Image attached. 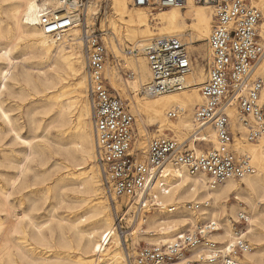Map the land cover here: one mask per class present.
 I'll return each instance as SVG.
<instances>
[{
    "label": "bare ground",
    "instance_id": "bare-ground-1",
    "mask_svg": "<svg viewBox=\"0 0 264 264\" xmlns=\"http://www.w3.org/2000/svg\"><path fill=\"white\" fill-rule=\"evenodd\" d=\"M92 1L85 7L88 27L98 11V2ZM128 3L129 0H110L113 15L108 20L111 29L105 30V34L110 32L113 38L107 39L108 51L114 58H117L119 51L122 52V64L129 70L128 78L124 80L125 87L119 83L120 76L114 60L106 59L104 76L114 89H126L132 93L128 103L135 115L137 131L143 137L137 146L144 149L147 127L155 125V132H160L158 135L174 136L178 140L194 136L204 140L206 149L211 147L215 142L213 130L205 126L198 134H193L197 127L193 112L191 115V110L201 102L199 88L204 76L203 68L192 66L191 60L184 89L150 95L143 92L150 80V70L145 56L140 54L145 52L153 37L176 35L184 37L187 48L196 52L193 60L198 62L200 56L195 44L208 38L214 16L213 3L210 0L202 3L187 0L184 8L171 6L156 13L151 11L150 6L129 7ZM249 3L261 6L264 11L262 0H249ZM63 4L64 0H0V41L3 44L0 61L5 62L0 68V91L8 87L9 81L24 82L32 85L36 93L45 96V113L55 109L51 123L60 128L62 139L68 137L69 142L64 144L69 146L64 149L63 177L75 186V196L67 217H56V222L38 220L41 218L38 211L42 197L33 196L35 191L32 187L42 184L43 180L37 184L36 175L33 174V179L28 180L26 174L30 170L28 162L42 150L33 141L39 135L32 138L20 135L8 108L0 99V120L8 132L13 133L14 141L24 148L19 160L16 156L3 155L0 158V163L6 160L15 168L12 174L0 172V264H128L112 209L108 207L105 195L101 194L99 170L92 164L95 160L93 128L89 120L80 23H75L58 38L44 34L38 26L41 11L48 8L58 11ZM149 13L153 15L151 18ZM257 32L262 38L264 15L257 25ZM120 42L131 45L128 52H134L133 56L123 53ZM14 48L33 59L28 66L35 69L36 74L28 69H22L19 73L13 71L15 62L11 54ZM260 61L256 71L264 73V61ZM47 92L49 94H45ZM139 93L144 94L140 96ZM172 109L178 110L177 116L167 121L166 114ZM183 111L185 114L180 116ZM227 113L232 146L237 154L249 158L256 172L240 179L229 178L210 187L204 173L189 174L181 165L167 164L153 181L151 193L155 210L146 215L144 224L142 216H139L125 238L129 236L134 242L143 238L148 243L164 244L185 228H191L208 217L223 224L224 231L213 235L214 239L223 241L231 237L227 211L233 214L245 209L241 207L244 200L250 206L247 232L258 247L254 252L244 253L240 261L241 264H264V247L260 243L263 239L262 219L258 209V204L264 198V139H247L234 103L229 105ZM29 121L34 129L41 126V122L32 117ZM163 127L170 128L174 135L161 134ZM194 150L203 151L201 147ZM43 190L40 189L41 192ZM231 192L238 201L226 208L224 202ZM208 200L211 202L209 207L201 206L199 210L185 207L186 202L202 204ZM78 209L80 211L76 212Z\"/></svg>",
    "mask_w": 264,
    "mask_h": 264
},
{
    "label": "built area",
    "instance_id": "built-area-1",
    "mask_svg": "<svg viewBox=\"0 0 264 264\" xmlns=\"http://www.w3.org/2000/svg\"><path fill=\"white\" fill-rule=\"evenodd\" d=\"M192 1L202 3L208 0ZM210 1L214 5V16L206 39L208 54L205 78L199 88L201 102L193 110L197 127L193 134L210 126L215 142L201 152H196L189 142H200L201 146L203 139L191 136L178 140L163 135L149 139L142 157L131 151L134 116L125 100L109 87L104 76L108 54L103 33L88 27L85 19V7L90 0H64L58 11L48 8L38 16L42 32L55 38L80 23L95 160L104 193L114 207L116 230L123 238L127 231L121 230L122 222L127 215L131 226L139 216L144 224L146 215L155 206L151 193L153 181L169 163L183 166L189 174L204 173L210 187L229 178L240 179L256 172L249 158L237 154L232 146L227 108L235 104L249 141L264 139V99H261L264 73L256 72L257 64L264 57V42L257 32L262 12L247 0ZM186 2L129 0L128 5L150 6L156 10L171 6L184 8ZM143 55L150 70L144 93L157 95L185 88L191 57L179 36L154 37ZM177 111L169 110L166 117L175 119ZM209 201L202 204L186 202L185 207L199 210L201 206L209 207ZM117 202L124 207L123 211H117ZM249 216L248 212L241 210L235 218L230 217L231 237L223 241L213 237L224 231L223 224L208 217L191 228H185L164 244L136 245L128 251L124 239L127 263L241 264L240 257L252 249L247 238Z\"/></svg>",
    "mask_w": 264,
    "mask_h": 264
},
{
    "label": "rangeland",
    "instance_id": "rangeland-1",
    "mask_svg": "<svg viewBox=\"0 0 264 264\" xmlns=\"http://www.w3.org/2000/svg\"><path fill=\"white\" fill-rule=\"evenodd\" d=\"M92 1V0H91ZM98 2V14L96 18H92L91 22L89 23L92 28L95 30H101L103 33V40L105 42V46H107V39L112 38V34L109 32V34H105V30L110 31V23H109V16L112 14V10L110 8V0H93ZM92 1V3H94ZM249 2V0H247ZM251 1V0H250ZM262 4L264 5V0H262ZM133 7V6H129ZM258 9L261 10L262 12V17L264 15V11L262 10L261 6H256ZM165 8H163L164 10ZM162 9H156V10H151L153 13L159 12ZM113 15V14H112ZM153 15L149 13V17L151 18ZM89 18V17H88ZM117 22V21H116ZM79 28V27H78ZM79 36H80V28H79ZM183 42H185V39L183 36H179ZM262 37V36H261ZM154 38V37H153ZM152 38V39H153ZM263 38V39H262ZM261 41L264 42V35L262 37ZM151 39V40H152ZM196 47L199 50L198 55L200 58L198 59V62H195L194 57H195V51H192L187 48L189 55L191 57V60L193 61L192 66L195 67H201L204 70V76L201 81V83L204 81L205 78V67H206V61H207V41H202L200 43L195 44ZM131 45L127 46V42L125 44L119 43V47L123 50V53L127 56H131L132 53L128 52V48ZM3 47L2 41H0V48ZM187 47V45H186ZM107 54H108V60H114L115 66L118 68V74L120 76L119 83L124 86V80L128 78L129 75V70L122 64V52L117 53V58L113 57V54L108 51V47H106ZM142 53V52H141ZM81 54L82 58L84 61V55H83V45H81ZM140 55H143L140 54ZM12 59L13 62H15V68L14 72L19 73L21 72L22 69H28L32 73L36 74L35 69H31L28 65L29 63L33 62V59L28 58L27 55H22L21 52L19 51L18 48H14L12 51ZM133 56V55H132ZM263 59L260 61L263 62ZM5 65V62L0 61V68H2ZM259 65V64H258ZM258 67V66H257ZM46 69V68H44ZM84 72H85V61H84ZM258 72V71H256ZM86 76V73H85ZM87 82V79H86ZM109 87L118 93V95L125 100L126 104L128 105L129 111L133 114L134 116V124H133V131H134V143L132 144V150L137 153V155L142 157V155L146 152L144 149H146V145L149 141V139L153 136H159L160 132H155L156 126H148L147 127V132H146V140H145V147L144 149H141L137 146V143L140 142L143 137H141V134L137 131L136 127V119L133 111L131 110L129 106V98L132 95V93L128 92L126 89L123 90H116L114 89L109 81L107 80ZM87 89V88H86ZM88 93V90H86V94ZM49 94V92L45 93ZM140 94V93H139ZM144 93H141L140 96H142ZM88 96V94H87ZM44 98L45 96L42 95V93H36L33 90L32 85H26L24 82L16 83L13 81L8 82V87L0 91V99L3 101V104L6 108H8V113L11 116L13 123L17 128H19V133L20 135L26 137V138H32L35 135H39L36 138L33 139L34 143L36 142L38 147H41L42 150L39 151V154L37 153L33 159L28 162V165L30 167V170H28L26 176L28 180H32L34 175L37 176V184L38 181L40 182L43 180L42 184L35 185L33 186V190L35 191L33 196L35 197H42L41 204L40 205V210L38 211L39 216L41 217L38 220H45V219H50L52 222H56L55 220L57 219L56 217H67L71 209L69 206L72 205L73 197L75 196V186L70 183V180L68 178H64V172L65 169L62 168L63 165L65 164V153L64 149L68 147L69 145H64L65 143H68V137L63 138L59 134L60 128L55 125V123H51V118L53 117V112L54 108H52L51 111L45 113V107H43L44 103ZM263 99V98H262ZM200 98L195 101L198 102ZM9 102V103H8ZM168 109V108H167ZM166 111V109H165ZM193 110H191V115H192ZM185 114V111L180 114V116H183ZM30 117L34 118L36 121L41 122V126H39L37 129H34V126L31 125L29 119ZM168 119V118H167ZM44 120V121H43ZM89 120H90V108H89ZM91 121V120H90ZM169 121V119L167 120ZM172 121V120H171ZM169 123V122H168ZM47 125L45 128L44 126ZM0 158H3V155L5 156H16L17 160H19L23 153H24V148L22 145L16 143L13 139V133L8 132L6 127L2 124L0 120ZM5 128V130H4ZM170 128L168 127H163V130L161 131V134H167V135H174V132L172 130H169ZM192 130V129H191ZM191 130L188 132L190 134ZM5 131V132H4ZM42 132V133H41ZM187 133V135H188ZM43 136V138H41ZM47 138V139H46ZM176 138V137H175ZM184 138V137H183ZM52 141V142H51ZM139 144V143H138ZM189 146L191 147L193 145V148L201 147L202 149H206V146L202 144L201 146L199 145L200 143L197 142L195 144H192V142H189ZM10 147V148H9ZM209 148V147H207ZM57 152V153H56ZM21 156V157H20ZM61 158V159H59ZM53 160V161H52ZM52 161V162H51ZM51 162V163H50ZM39 163V164H38ZM92 164L94 167L97 166V169L99 170L97 161L94 160L92 161ZM13 170V171H12ZM38 170V172H37ZM40 170V171H39ZM15 168L13 166H10V164L6 161L3 160L0 163V172L7 173V174H12L14 173ZM100 171V170H99ZM40 173V174H39ZM34 174V175H33ZM38 174V175H37ZM99 177H100V172H99ZM63 178V179H62ZM45 185V186H44ZM41 186V187H40ZM101 194H104L107 199V205L111 210V213L113 214V204L112 202L107 198L106 194L104 193L103 186L101 185ZM40 189H44L42 192ZM234 192H231L227 196V200L224 202L226 204V208H229L230 205L236 203L238 200L233 198ZM57 203V204H56ZM109 203V204H108ZM54 206V207H53ZM122 206V205H121ZM119 206V202L115 204V208L117 211H123L124 207ZM156 206H154L150 211L153 212ZM241 207L245 209H239L237 211L245 210L246 212H250V206L248 203L244 200H242ZM258 209L261 211V219H262V224H260L262 228V234H263V239L260 242L261 246L264 247V198L260 201V204H258ZM80 211L78 209L76 212ZM110 212V210H109ZM51 213V214H50ZM237 212H234L233 214L229 213L227 211L226 216L235 218ZM111 214V215H112ZM129 216H126L125 221L122 222V228L121 230L128 231L131 228V225L129 221ZM117 228V227H116ZM117 231V230H116ZM117 234L121 240V248L123 250V254L125 255V246L123 245L124 238L120 234V231H117ZM247 238L249 239V242L252 246L251 251H255L256 248L258 247L255 241L251 239V236L248 234ZM127 240V248L128 251L130 248L136 246V245H143V244H150L148 243L145 239L141 238L138 241H131L129 236L125 238ZM154 243V242H151ZM126 258V257H125ZM127 261V260H126Z\"/></svg>",
    "mask_w": 264,
    "mask_h": 264
}]
</instances>
